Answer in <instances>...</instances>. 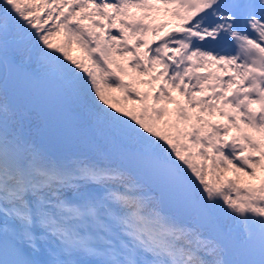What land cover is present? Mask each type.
Wrapping results in <instances>:
<instances>
[{"label":"snow or ice","instance_id":"1","mask_svg":"<svg viewBox=\"0 0 264 264\" xmlns=\"http://www.w3.org/2000/svg\"><path fill=\"white\" fill-rule=\"evenodd\" d=\"M0 264H264V0H0Z\"/></svg>","mask_w":264,"mask_h":264},{"label":"bare ground","instance_id":"2","mask_svg":"<svg viewBox=\"0 0 264 264\" xmlns=\"http://www.w3.org/2000/svg\"><path fill=\"white\" fill-rule=\"evenodd\" d=\"M162 20H163V17H161L160 20H158L157 22H158V23H161ZM167 20H168V19L165 17V20H164V21H165V22H168ZM165 31H167V29H165Z\"/></svg>","mask_w":264,"mask_h":264},{"label":"rangeland","instance_id":"3","mask_svg":"<svg viewBox=\"0 0 264 264\" xmlns=\"http://www.w3.org/2000/svg\"><path fill=\"white\" fill-rule=\"evenodd\" d=\"M96 31H97V30H96ZM173 95H175V96H176V94H175V93H173ZM123 103H124V102H123ZM214 120H215V119H214ZM217 121H218V119H217ZM217 121H216V122H217ZM219 122L223 123L224 121H219Z\"/></svg>","mask_w":264,"mask_h":264}]
</instances>
